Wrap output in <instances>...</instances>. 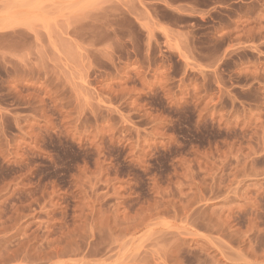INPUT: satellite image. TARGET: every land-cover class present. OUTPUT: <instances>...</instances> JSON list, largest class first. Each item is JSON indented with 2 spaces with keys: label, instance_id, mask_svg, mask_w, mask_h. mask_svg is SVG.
Segmentation results:
<instances>
[{
  "label": "rangeland",
  "instance_id": "rangeland-1",
  "mask_svg": "<svg viewBox=\"0 0 264 264\" xmlns=\"http://www.w3.org/2000/svg\"><path fill=\"white\" fill-rule=\"evenodd\" d=\"M0 264H264V0H0Z\"/></svg>",
  "mask_w": 264,
  "mask_h": 264
},
{
  "label": "bare ground",
  "instance_id": "bare-ground-1",
  "mask_svg": "<svg viewBox=\"0 0 264 264\" xmlns=\"http://www.w3.org/2000/svg\"><path fill=\"white\" fill-rule=\"evenodd\" d=\"M8 15H9V14H8ZM8 15H7V17H5V18L12 17V16H10V15L8 16ZM5 18H4V20H3L5 25L3 24V26H4V27H8L10 24H7L6 21L10 20L11 18L8 19V20L5 19ZM12 18H13V17H12ZM16 18H17V17H16ZM16 18H15V19H16ZM5 20H6V21H5ZM13 21H15V20L12 19L11 21H8V23H12V25H13ZM16 21H17V20H16ZM19 21L21 22V20H19ZM19 21H18V23H19ZM14 23H15V22H14ZM16 23H17V22H16ZM16 23H15L14 25H18V24H16ZM6 25H8V26H6Z\"/></svg>",
  "mask_w": 264,
  "mask_h": 264
}]
</instances>
